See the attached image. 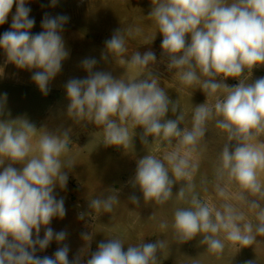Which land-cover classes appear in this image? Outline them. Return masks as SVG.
Instances as JSON below:
<instances>
[{"label": "clouds", "instance_id": "9594fccd", "mask_svg": "<svg viewBox=\"0 0 264 264\" xmlns=\"http://www.w3.org/2000/svg\"><path fill=\"white\" fill-rule=\"evenodd\" d=\"M28 0H0V25L6 23L8 15L16 5L11 30L0 36L7 62L18 69H38L32 80L42 94H48V84L61 71L62 62L69 56L62 38L67 16L49 17L42 20V32L30 35L34 19L29 18ZM55 6L56 0H51ZM155 6L151 16L162 34L161 48L169 58L167 68L175 69V75L184 86L200 85L206 98L223 92L215 103L207 102L196 106L191 130L178 128L183 121L181 112L175 119H165L171 110L177 111L176 102L170 101L158 78L148 72L142 79H114L110 73L93 72L97 61L85 59L83 68L89 73L86 79H72L66 84L70 101L67 114L77 123L93 122L103 128L105 146L127 147L132 141L134 129L143 128L141 141L147 144V137L167 141L180 138L175 151L163 159L148 154L137 162L133 187H139L145 203L163 205L172 197V187L177 181H191L197 165L190 162V156L197 142L205 136L206 122L216 119V125L229 133L235 140L234 151L226 145L221 153V174L227 173L242 189L253 193L260 191L257 169L264 167V151L255 148L249 141L264 132V77L246 82V72L264 65V0H153ZM131 35V30L128 32ZM186 35L190 43L186 44ZM106 53L113 57L126 51L124 36L117 31L105 41ZM156 62L155 53L143 55L136 52L127 62L130 70L142 73L150 63ZM203 78V79H202ZM233 78L239 81L229 87L224 81ZM207 101V99H206ZM18 122V124H17ZM37 129L27 120L0 121V166L10 161L0 171V264H70L69 248L65 244L57 249L53 257H37V248L46 249L55 239L57 243L66 239L65 231L54 232L48 227L54 217L66 215L64 200H57L54 187L64 188L67 175L63 168H71L75 162L69 158V136L43 132L35 148L30 143ZM181 148L187 151L181 155ZM35 152V155L31 153ZM172 177H169V168ZM22 164L18 171L13 164ZM192 189V184L186 186ZM185 197V186L177 193ZM221 195L223 192L221 191ZM115 191L107 198H94L89 207L97 212H111L118 203ZM133 204L139 203L135 196ZM190 208H178L174 212L173 228L180 243L202 236L201 244L214 254L223 252L225 244L219 238L232 244L250 246L255 241L253 226L238 221L243 216L228 204L223 212L213 210L195 195L191 197ZM253 207H258L253 204ZM84 214H80L83 219ZM151 218V217H150ZM260 223L255 231L264 235V210L258 214ZM41 227L44 236H39ZM161 229L167 223H161ZM33 232L36 238L33 239ZM82 238L89 240L88 234ZM120 239L111 238L101 242L86 264H157V252L164 247L163 241L128 246L123 251ZM71 264H80V257ZM251 264V262H249Z\"/></svg>", "mask_w": 264, "mask_h": 264}, {"label": "rangeland", "instance_id": "374dc122", "mask_svg": "<svg viewBox=\"0 0 264 264\" xmlns=\"http://www.w3.org/2000/svg\"><path fill=\"white\" fill-rule=\"evenodd\" d=\"M131 2L132 0H56L55 6H52L51 0H28L25 6L31 9L29 18L35 21L30 35L43 31L41 23L46 15L49 17L63 15L69 18L62 30L66 35H62L65 46L71 44L70 42L81 40L79 38L85 35H94L93 38L106 41L111 36V30L116 27V20L122 14L128 13ZM227 2L232 3L233 0ZM122 3L125 5L122 6ZM15 11L14 3L6 23L0 25V36L11 30ZM188 37L191 39L190 35ZM150 48L155 53L156 62L150 63L147 69L156 76H163L169 58L163 54L161 42ZM147 51L140 53L143 55ZM133 54L130 51V56ZM0 65L10 79L13 77V80H7L5 75H0V121L24 119L34 125L37 133L30 141L33 148L36 147L43 132L53 135L63 134L64 129L60 132L42 129L41 122L45 120V114L52 100H48L43 95H20L22 89L19 82L24 69H18L14 64L7 62L3 49H0ZM261 77H264V65L253 68L252 72H246V82L254 83ZM224 83L233 87L239 81L228 78ZM177 86L188 90L189 95L181 94L174 89L171 93L167 91V96L171 95L170 101L176 102L178 108L176 113L169 110L165 119L175 120L182 112L184 119L178 125L181 131L191 130L196 106L205 102L212 105L217 97L222 98L224 95L221 91L215 96L206 98L199 84L184 86L179 81ZM216 119L218 117L206 122L205 136L197 142L191 153L190 162L197 165L192 172L191 181L185 179L175 182L172 187V197L163 205L154 202L145 203L139 187H133L131 181L135 177L137 162L140 159L148 154L163 159L177 149L180 138H172L169 144L159 139L154 141V137L149 136L148 143L144 144L141 141L144 130L138 126L134 129L132 141L123 148L105 146L103 128L97 127L93 122L88 123L80 131L77 130L76 138L69 143V153L61 157L62 161L71 158L75 164L70 169L67 167L62 169L68 177L66 186L61 188L56 185L53 192L57 200H64L66 215L62 219L54 217L48 226L54 232L65 231L66 239L60 243L53 239L46 249L41 251L37 248L35 255L40 258L45 256L54 258L57 249L66 244L69 248L70 264L77 257H80V264H86L92 254L98 250L101 242L117 238L124 244L125 252L128 246L163 241L164 247L157 252V264H249V262L264 264V235H258L255 231L260 223L258 214L264 210V193L262 191L253 193L242 189L226 172L221 174L218 171L221 168L223 148L229 145L230 152L234 151L236 141L229 139L226 130L217 127ZM260 134L264 137V132ZM180 151L183 155L187 149L181 148ZM35 154V152L31 153V155ZM9 163L10 161L6 160L4 165L0 166V171H3ZM12 166L18 171L23 167L19 163ZM165 166L169 168V177L173 178L171 168L166 161ZM188 183L193 186L191 190L186 187ZM183 186H185V197L180 199L177 193ZM113 191L116 192L119 200L113 205L111 212L106 213L103 210L97 212L89 207L92 199L107 198L113 194ZM193 195L212 208L213 216L216 211L223 212L225 204L231 205L243 216V220L238 221L242 228L244 224L253 226L255 241L250 246L232 244L224 240L225 233L221 232L219 238L224 242L225 247L220 254L209 252L207 245L200 243L201 235L180 243L172 226L174 212L178 208H190ZM132 196L138 198V205L131 202ZM254 203L258 207H253ZM81 213L84 214L83 219L79 218ZM161 223H167V227L161 229ZM44 232L45 228L41 227L39 233L41 239ZM82 234H88L89 240L85 241ZM35 238L36 234L33 232V239Z\"/></svg>", "mask_w": 264, "mask_h": 264}, {"label": "crops", "instance_id": "0c3cea01", "mask_svg": "<svg viewBox=\"0 0 264 264\" xmlns=\"http://www.w3.org/2000/svg\"><path fill=\"white\" fill-rule=\"evenodd\" d=\"M124 5L125 4L122 3V6ZM153 6H155L153 0H132L131 7L129 6L128 8V13L122 14V16L116 20V27L111 30L109 39L114 33L121 31L127 49L122 56L114 59L108 55L107 59L102 58L106 53L105 41L93 38L94 35H91L92 38H90L91 36L89 35H85L79 38L81 40L70 42L71 44L65 46L69 56L62 62L61 71L49 82V91L47 95L42 94L38 86L32 80L33 74L39 71L38 69H24L22 71L19 82L22 89L20 95H43L48 100H52L45 114V120L41 122L43 130L60 132L61 129H64L68 132L69 140L72 141L76 138L77 130L80 131L84 126L90 123L88 121H80L78 125V123L67 114L70 101L66 93V84L72 79L83 80L88 77L89 73L82 66V62L85 59L94 58L97 61L92 69L93 72L110 73L114 79H142L147 77L148 72H151L149 69L145 68L142 73L138 74L135 70H130L128 68L127 62L131 59L130 51H132V53L147 50L151 51L150 47L152 45L162 42L163 36L158 31L154 19L149 16ZM129 30H131V35L128 34ZM61 35H65V33H61ZM109 39H106V41ZM185 39L186 44L190 43L191 39H189L188 35H186ZM168 63L169 61L166 63L163 76H156L154 72H151L158 78V84L165 90L166 95L167 91L171 93L173 89L181 94L189 95L188 90H184L183 87L179 88L177 86L179 79L175 75L176 70H169L167 68ZM0 75H5L7 80H13V77H11V79L8 77L1 65ZM190 94L194 95L192 93ZM249 143L255 148L264 151L263 135H256ZM257 182L260 186V191L264 193V167H259L257 169Z\"/></svg>", "mask_w": 264, "mask_h": 264}]
</instances>
